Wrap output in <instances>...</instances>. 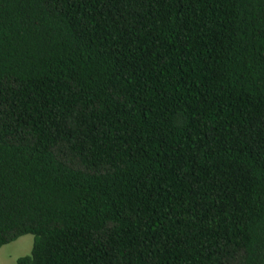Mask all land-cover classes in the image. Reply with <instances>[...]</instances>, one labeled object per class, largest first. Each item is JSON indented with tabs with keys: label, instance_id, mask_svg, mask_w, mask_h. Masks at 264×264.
Segmentation results:
<instances>
[{
	"label": "trees",
	"instance_id": "1",
	"mask_svg": "<svg viewBox=\"0 0 264 264\" xmlns=\"http://www.w3.org/2000/svg\"><path fill=\"white\" fill-rule=\"evenodd\" d=\"M18 264H264V0H0V248Z\"/></svg>",
	"mask_w": 264,
	"mask_h": 264
},
{
	"label": "rangeland",
	"instance_id": "2",
	"mask_svg": "<svg viewBox=\"0 0 264 264\" xmlns=\"http://www.w3.org/2000/svg\"><path fill=\"white\" fill-rule=\"evenodd\" d=\"M33 243L34 237L26 235L3 246L0 248V264H18L20 258L31 255Z\"/></svg>",
	"mask_w": 264,
	"mask_h": 264
}]
</instances>
